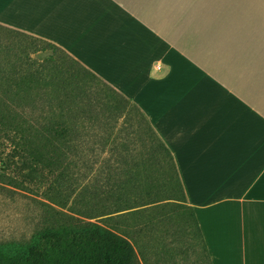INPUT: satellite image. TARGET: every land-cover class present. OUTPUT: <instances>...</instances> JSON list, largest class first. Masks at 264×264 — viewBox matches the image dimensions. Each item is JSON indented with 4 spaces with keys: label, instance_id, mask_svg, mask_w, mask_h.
I'll return each mask as SVG.
<instances>
[{
    "label": "crops",
    "instance_id": "0c3cea01",
    "mask_svg": "<svg viewBox=\"0 0 264 264\" xmlns=\"http://www.w3.org/2000/svg\"><path fill=\"white\" fill-rule=\"evenodd\" d=\"M0 95L72 162L113 137L134 146L136 193L167 159L165 202L194 209L213 264H264V0H0Z\"/></svg>",
    "mask_w": 264,
    "mask_h": 264
},
{
    "label": "trees",
    "instance_id": "16d2710c",
    "mask_svg": "<svg viewBox=\"0 0 264 264\" xmlns=\"http://www.w3.org/2000/svg\"><path fill=\"white\" fill-rule=\"evenodd\" d=\"M3 147L9 149L6 154L0 150L3 165L16 164L15 159H19L30 170L24 181L0 174L3 186L19 188L29 178L34 179V174H39L37 182L44 186L70 159L62 147L0 95ZM45 171L50 177L43 176ZM185 251L195 256L194 264H213L194 209L164 202L68 229L48 228L42 243L18 252L0 249V264H167V256Z\"/></svg>",
    "mask_w": 264,
    "mask_h": 264
},
{
    "label": "rangeland",
    "instance_id": "374dc122",
    "mask_svg": "<svg viewBox=\"0 0 264 264\" xmlns=\"http://www.w3.org/2000/svg\"><path fill=\"white\" fill-rule=\"evenodd\" d=\"M1 86L7 88L6 84ZM36 88H38V85H34V89ZM20 102L24 104L26 101L21 100ZM85 103L91 108L99 109H115L120 105L127 108L135 107L133 102L120 101L119 99H96L85 101ZM26 117L35 126H39L40 116ZM97 118L99 116H89L90 120ZM114 118L113 115L112 119ZM43 119L48 120V117H43ZM114 125L117 127L116 124ZM97 128L99 126L90 127L89 130H97ZM115 133L116 130L111 131L112 137ZM0 150L4 151V154L9 152V149H5V147L0 148ZM64 150L70 156L67 162L70 167L67 170L76 174L74 180L61 179L57 185L55 181L57 173L51 181L43 186L37 182L39 174H34V179L29 178L19 188L0 185V249L10 253L23 251L28 246L42 243L48 228L54 227L61 230L87 222L94 223L99 219L87 220L85 216L100 211L133 210L165 202L175 196L173 191L176 187V181L169 179L171 182L170 189L167 183L168 180L157 179L156 174L153 172L154 168L156 170L164 169L169 178L174 175L173 168L169 171L167 167L169 166L167 159H163L161 156L157 157L158 162L154 164H144L143 187L142 189L138 188V193H136V183L133 178L136 149L134 146H128L127 148L121 146L118 136L99 141L95 147L90 143L87 149H75L79 154L86 153L84 156L82 154L77 157V163L72 162L70 153L66 149ZM18 160L15 159L18 162L16 164L6 165H3L0 161V174L4 173L7 176H12L17 181L26 180V175L30 170L26 169L22 162ZM3 168L4 171L1 170ZM43 176L48 178L50 174L45 171ZM73 186L78 190L85 188L81 190L84 195L76 196L74 202L71 195L63 194L66 191H71ZM95 208L96 210H92ZM167 257L170 258L167 264H173V261L178 264L195 263V256L191 252L185 251V253L183 252L174 257L170 254Z\"/></svg>",
    "mask_w": 264,
    "mask_h": 264
}]
</instances>
